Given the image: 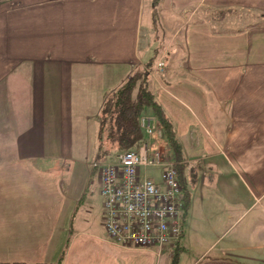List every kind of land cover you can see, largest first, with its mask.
Segmentation results:
<instances>
[{"label": "crops", "instance_id": "0c3cea01", "mask_svg": "<svg viewBox=\"0 0 264 264\" xmlns=\"http://www.w3.org/2000/svg\"><path fill=\"white\" fill-rule=\"evenodd\" d=\"M153 57L189 193L174 250L110 242L92 169L106 97ZM253 207L264 212V0H0V264H172L177 250L178 264H264V225L253 245L228 240ZM189 235L198 257L181 254Z\"/></svg>", "mask_w": 264, "mask_h": 264}, {"label": "built area", "instance_id": "2783aa9c", "mask_svg": "<svg viewBox=\"0 0 264 264\" xmlns=\"http://www.w3.org/2000/svg\"><path fill=\"white\" fill-rule=\"evenodd\" d=\"M159 60L151 77L163 73ZM140 126L147 141L137 152H120L108 162L95 161L103 199L104 228L108 240L129 249L174 250L184 233L183 186L176 164L160 151L162 127L154 115H144ZM162 170V183L142 170Z\"/></svg>", "mask_w": 264, "mask_h": 264}, {"label": "trees", "instance_id": "16d2710c", "mask_svg": "<svg viewBox=\"0 0 264 264\" xmlns=\"http://www.w3.org/2000/svg\"><path fill=\"white\" fill-rule=\"evenodd\" d=\"M160 1L154 0V4L157 5ZM155 23H158V18H155ZM154 63L155 57L147 63L150 70L154 68ZM149 111L158 119L171 159L176 164L179 181L184 190L183 218H185L189 206V193L181 176L184 163L182 146L172 120L155 100L151 90V78L146 70L136 72L119 90L106 97L97 124L95 161L108 160L114 151L137 152L147 141L146 134L140 126V119ZM177 252L172 264H178Z\"/></svg>", "mask_w": 264, "mask_h": 264}, {"label": "rangeland", "instance_id": "374dc122", "mask_svg": "<svg viewBox=\"0 0 264 264\" xmlns=\"http://www.w3.org/2000/svg\"><path fill=\"white\" fill-rule=\"evenodd\" d=\"M157 24L159 26V23H157ZM145 25H147V22H145ZM153 69H151V70L149 69V71H148L150 78H151L150 72L153 71ZM147 115H151V114H147ZM159 141H161L160 142V148H161L160 151H161V153H163L164 155L169 156L171 158L170 151H169V149H167L168 146L166 144L164 135H163V139H159ZM118 153H120V152H118ZM118 153L114 151L111 154V156L108 158V160L99 161V163L108 162L110 160H113L115 158L116 154H118ZM92 169L94 171L97 170V169H94L93 167H92ZM146 173H147V175L149 177L155 179V181L157 183H162V178H161L162 170L160 168H157V167L148 168L147 172H145V170H142V174L143 175H145ZM90 189H93V188L91 187ZM96 195L97 196H96L95 201L99 202L100 198H98V193H96ZM260 213H261V209L260 208L259 209H255V207H253V209L250 211V213H247L245 215V217L242 219L241 223L238 224L235 228L232 229V231L230 232V236L228 237V240L231 239V238H234V237L237 238L239 235H242L243 238H245L244 240L248 244H252L253 245V240H254L253 238L255 237L254 234H256V233L258 234L260 232V229H259V228H261L260 226L264 225V212L261 213V214ZM190 237H191V242H192L191 244L192 245L189 244L187 246V243L183 242L182 243V247H181V254L186 253L188 255H192L193 257H198L199 253L201 251L200 249L202 248V246L201 245L196 246V242H198V241L195 240V237L193 235L190 236ZM182 238H185V237L182 236ZM186 241H187V238H186ZM223 246L224 245L222 243L220 247H223ZM185 248H187L186 252H184Z\"/></svg>", "mask_w": 264, "mask_h": 264}]
</instances>
